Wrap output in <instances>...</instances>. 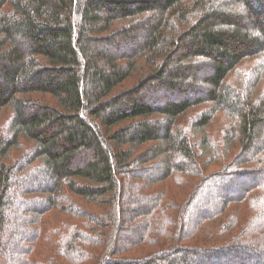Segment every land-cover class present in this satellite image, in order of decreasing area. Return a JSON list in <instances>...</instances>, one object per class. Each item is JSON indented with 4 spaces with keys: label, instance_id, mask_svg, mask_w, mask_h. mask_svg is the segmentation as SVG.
<instances>
[{
    "label": "trees",
    "instance_id": "1",
    "mask_svg": "<svg viewBox=\"0 0 264 264\" xmlns=\"http://www.w3.org/2000/svg\"><path fill=\"white\" fill-rule=\"evenodd\" d=\"M0 251L264 264V0H0Z\"/></svg>",
    "mask_w": 264,
    "mask_h": 264
},
{
    "label": "rangeland",
    "instance_id": "2",
    "mask_svg": "<svg viewBox=\"0 0 264 264\" xmlns=\"http://www.w3.org/2000/svg\"><path fill=\"white\" fill-rule=\"evenodd\" d=\"M201 159V163H205L207 164V162H205L204 158H200ZM206 159V158H205ZM207 161V159H206ZM210 165V164H208ZM207 165V170H210V169H213V164L208 166ZM206 167V166H205ZM178 179V177H177ZM181 182V181H180ZM129 184V182L126 180L125 182L123 181V189H126V191H130L128 188H127V184ZM163 186H165V188H170V186L172 187V189L175 191L174 194L176 195H179V191H182L183 194H187L188 193V190H191V185L189 183H179L177 182L176 180H174V177L172 178H169L167 179V181L163 184ZM2 252V251H0ZM70 264V263H68Z\"/></svg>",
    "mask_w": 264,
    "mask_h": 264
}]
</instances>
